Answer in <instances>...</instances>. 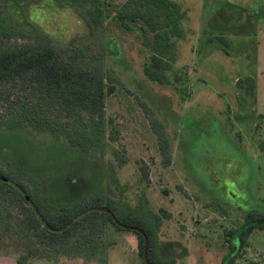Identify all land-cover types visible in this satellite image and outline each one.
<instances>
[{"label": "rangeland", "instance_id": "1", "mask_svg": "<svg viewBox=\"0 0 264 264\" xmlns=\"http://www.w3.org/2000/svg\"><path fill=\"white\" fill-rule=\"evenodd\" d=\"M125 1L110 0L117 6ZM170 1L183 15L185 30L174 51V73L186 81L177 91L145 78V59L135 35L123 36L111 27L104 37L100 29L93 32L76 9L53 0H30L29 20L60 45L87 43L103 52L109 36H116L117 52L108 55L120 81L105 109L116 131L104 155L64 147L40 133H0V150L12 148L26 167L46 171L48 187L60 202L93 189L134 206L145 195L150 208L166 211L160 239L167 257L185 264H223L239 252L238 231L246 215L264 216V120L257 121L264 115V0ZM226 2L261 14L251 26L254 33L222 35L228 45L211 27L214 13ZM17 17H22L20 12ZM153 120L163 124L171 144L169 165L163 163ZM33 152L43 158L37 160ZM102 238L107 264H143L135 235L109 229ZM231 245L237 247L233 252ZM16 260L0 256V264ZM25 264L87 263L61 258ZM233 264H264V230L249 236Z\"/></svg>", "mask_w": 264, "mask_h": 264}, {"label": "trees", "instance_id": "2", "mask_svg": "<svg viewBox=\"0 0 264 264\" xmlns=\"http://www.w3.org/2000/svg\"><path fill=\"white\" fill-rule=\"evenodd\" d=\"M53 1L76 9L93 32L100 29L104 37L111 27L114 33L135 35L148 81L173 85L176 91L186 83L174 73L176 43L185 36L183 15L175 3L126 0L117 6L110 0ZM29 4L30 0H0V133L49 134L64 147L104 155L116 131L114 119L105 116L107 98L120 81L108 55L119 47L116 36H109L103 52L87 43L60 45L31 23ZM260 15L226 2L214 13L211 27L221 34L220 42L228 45L222 35L254 33L251 26ZM263 120L264 115L257 117L259 124ZM152 124L163 163L169 165L172 149L163 124L155 120ZM31 154L39 161L43 158L41 153ZM141 175L143 181L148 178L145 167ZM111 177L115 181L113 172ZM49 182L46 171L26 167L14 157L12 148L0 150V256H17V264L61 258L107 264L102 237L113 229L136 236L143 264H185L164 254L160 234L167 214L150 208L145 195L134 206L103 189H93L76 200L60 202L53 197ZM256 229L264 230V216L247 214L238 231L239 252L223 264L241 257ZM231 247V252L237 248Z\"/></svg>", "mask_w": 264, "mask_h": 264}]
</instances>
